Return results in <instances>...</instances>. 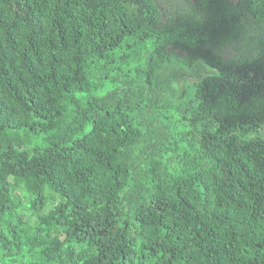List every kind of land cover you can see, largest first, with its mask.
Segmentation results:
<instances>
[{
	"label": "trees",
	"instance_id": "obj_1",
	"mask_svg": "<svg viewBox=\"0 0 264 264\" xmlns=\"http://www.w3.org/2000/svg\"><path fill=\"white\" fill-rule=\"evenodd\" d=\"M0 264H264V0H0Z\"/></svg>",
	"mask_w": 264,
	"mask_h": 264
},
{
	"label": "rangeland",
	"instance_id": "obj_2",
	"mask_svg": "<svg viewBox=\"0 0 264 264\" xmlns=\"http://www.w3.org/2000/svg\"><path fill=\"white\" fill-rule=\"evenodd\" d=\"M24 258H25L27 261H30V260L33 259V257H32V256H29L28 254H26Z\"/></svg>",
	"mask_w": 264,
	"mask_h": 264
}]
</instances>
